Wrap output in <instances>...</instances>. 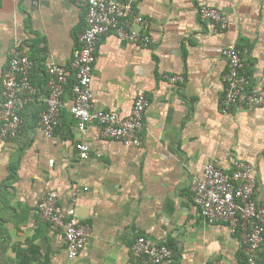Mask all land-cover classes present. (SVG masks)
Listing matches in <instances>:
<instances>
[{
  "label": "crops",
  "instance_id": "crops-1",
  "mask_svg": "<svg viewBox=\"0 0 264 264\" xmlns=\"http://www.w3.org/2000/svg\"><path fill=\"white\" fill-rule=\"evenodd\" d=\"M205 4L227 16V27L201 19ZM136 10L149 24L151 44L103 36L92 88L94 108L122 116L139 92L147 95L140 147L103 137L96 123L82 134L67 86L60 123L53 137L44 135L48 66L70 68L86 11L72 0H0V103L12 53L22 49L36 62L21 131L0 135V264H144L131 253L138 236L172 249L163 264H248L239 234L201 216L192 184L210 160L230 171L240 158L253 164L255 199L264 206V105L222 111L228 62L219 51L236 44L248 89L264 88V0H140ZM179 75L184 81L171 80ZM82 141L90 146L87 159L76 146ZM49 190L91 227L73 262L63 230L39 215Z\"/></svg>",
  "mask_w": 264,
  "mask_h": 264
},
{
  "label": "built area",
  "instance_id": "built-area-1",
  "mask_svg": "<svg viewBox=\"0 0 264 264\" xmlns=\"http://www.w3.org/2000/svg\"><path fill=\"white\" fill-rule=\"evenodd\" d=\"M39 0H33L37 4ZM86 11V28L79 36L70 68L52 63L48 66L49 93L47 107L40 114L39 124L46 137H53L61 120L62 96L69 83V70L75 74L72 86L71 110L82 134L88 131L90 123L101 127V135L120 140L126 146L143 145L145 112L149 99L139 92L131 112L122 116L111 110L93 107L92 88L99 40L114 32L120 40L138 42L148 46L152 42L148 22L137 12L140 0H72ZM200 17L221 28L228 25V19L218 8L202 5ZM135 25L142 29L136 30ZM227 59L225 91L221 102L223 112L232 106L254 108L264 105V88L249 90V75L241 51L236 44L219 49ZM35 60L22 49L15 50L3 74V100L0 103V135L12 138L21 131V111L32 98L36 89L31 74ZM172 81H184L183 76H173ZM80 157L90 156L86 142L76 144ZM53 163L54 160H50ZM257 181L253 164L234 158L232 169L227 171L210 160L204 167V174L192 184L193 200L201 216L209 223L225 222L233 234H239L248 254L249 264H258L259 251L264 244V206L255 199ZM41 218L50 222L53 228H61L67 241V259L76 260L90 236L91 227L78 216L75 207L66 208L59 202L57 192L49 190L38 204ZM132 257L144 264H163L173 257L172 249L157 244L145 236H138L131 245ZM208 264H220L215 260Z\"/></svg>",
  "mask_w": 264,
  "mask_h": 264
},
{
  "label": "trees",
  "instance_id": "trees-1",
  "mask_svg": "<svg viewBox=\"0 0 264 264\" xmlns=\"http://www.w3.org/2000/svg\"><path fill=\"white\" fill-rule=\"evenodd\" d=\"M69 84L67 85V87L71 90L72 92V86H73V83L75 82V74L74 72L72 73L71 70H69ZM246 253V252H245ZM263 254L264 255V244L262 245L260 251H259V255ZM244 261H246L248 264H249V261H248V254L246 253L245 256H244Z\"/></svg>",
  "mask_w": 264,
  "mask_h": 264
}]
</instances>
